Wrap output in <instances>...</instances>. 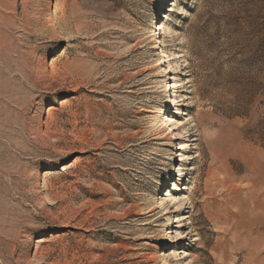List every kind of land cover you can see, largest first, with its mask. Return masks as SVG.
<instances>
[{
    "label": "rangeland",
    "instance_id": "obj_1",
    "mask_svg": "<svg viewBox=\"0 0 264 264\" xmlns=\"http://www.w3.org/2000/svg\"><path fill=\"white\" fill-rule=\"evenodd\" d=\"M0 264H264V0H0Z\"/></svg>",
    "mask_w": 264,
    "mask_h": 264
}]
</instances>
